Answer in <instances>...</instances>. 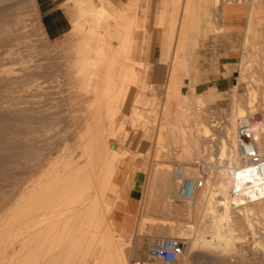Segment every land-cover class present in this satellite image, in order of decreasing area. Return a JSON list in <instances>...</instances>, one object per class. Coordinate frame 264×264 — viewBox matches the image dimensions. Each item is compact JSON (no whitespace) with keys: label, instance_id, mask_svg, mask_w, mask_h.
<instances>
[{"label":"rangeland","instance_id":"374dc122","mask_svg":"<svg viewBox=\"0 0 264 264\" xmlns=\"http://www.w3.org/2000/svg\"><path fill=\"white\" fill-rule=\"evenodd\" d=\"M110 1L124 9L128 0ZM182 1L134 0L122 24L137 16L132 43L139 64L131 63L129 73L105 71L96 87L80 78V66L91 64L77 47L92 37L74 26L80 19L75 0H0V264H117L119 254H125L124 264L148 262L144 236L175 238L192 222L204 228L201 208L176 212L170 192L181 181L175 179L178 165L195 177L199 161L212 165L214 176L229 167L220 159V140L232 102L244 106L253 93L255 115L263 117L264 0H191L207 2L210 20L188 35L193 66L177 76L170 37L175 5ZM46 5H59L68 18L69 30L60 37L45 31ZM231 12L244 14L237 59L203 66L217 59L214 40ZM173 82L181 83L193 105L189 111L205 120L207 134L176 109L175 100L183 98L171 97ZM191 89L202 95L204 107L194 103ZM196 136L201 150H194ZM129 196L136 198L134 215L128 225L116 224L114 211ZM253 221L264 227V216Z\"/></svg>","mask_w":264,"mask_h":264},{"label":"bare ground","instance_id":"6f19581e","mask_svg":"<svg viewBox=\"0 0 264 264\" xmlns=\"http://www.w3.org/2000/svg\"><path fill=\"white\" fill-rule=\"evenodd\" d=\"M195 1L198 3V0ZM75 2L79 7L80 19H75L73 21L74 26L77 27L80 32H84L85 35L92 37L89 40L83 39L77 47V52L81 54L80 57H82V61L91 64V66H80V78L89 80L93 85L95 83L97 87V81L107 75L105 72L107 70L110 71L108 74H111L114 70L122 71L123 74L126 72L129 73V71L132 70L130 65L131 63H134L131 61L132 30L135 26L136 18L134 16L132 20L131 15V20L127 19L128 22L124 24H122V22L125 20L129 11H131L134 0H128L125 2L124 9L118 8L117 5L110 0H101L100 5H96L93 0H75ZM182 2H184L182 5L179 3L175 5L176 15L173 16L175 24H177L176 20L180 17L178 34H175L179 40V44L174 50L172 49L171 57L175 62L173 66L174 68L171 69L176 71L173 73L174 71L171 70V72L176 75L179 71L180 73L178 72L177 76L186 73L187 71L186 62L182 53L186 36L188 33L199 28V20L207 22L210 20V13L208 7L205 5L207 2L199 4H194L191 0H186V3L185 1ZM228 10H231V8H228ZM197 11H199V13L201 11L202 14L198 15ZM109 20H112V22L110 21L111 23H109ZM250 20L252 21V17ZM248 28L246 27L247 30H249ZM173 31L170 41L173 40L174 43L175 38ZM172 73L171 76L173 78L174 76ZM243 75L244 74L241 75L242 80L245 77V75L244 77ZM177 76L175 77L177 78ZM180 87L181 83L179 82H173L170 86L171 97H174L175 95L177 97V95H179L183 98L181 100H175L177 101L176 109L183 114V118L192 117V126L195 131L198 132L201 130L207 134L209 128L206 124H203L205 120H202L203 122L200 121L195 112L189 111L192 104L185 98V95L181 93ZM94 88L95 87H93V89ZM95 90H97V88ZM192 94L195 96L193 99L194 103H196L198 107H204L205 102L202 95L196 94L194 91H192ZM232 99L235 100L234 96ZM254 100V94L248 93L244 106L238 104L236 101L232 102L235 105L233 104V109L231 110L226 125L223 128L224 138H221L220 140V159L222 160L226 158L229 167L227 169L219 168V175L214 176V173L212 174L211 172L212 165H209L210 168L206 177L203 179V186L191 199H180L176 197L177 190L170 192L169 202L174 203L173 206H176V212L179 211L180 213H183L181 211H186L187 213L191 208L196 209L199 207L201 208L202 213L205 214L203 215L204 218L200 216L202 218L200 223L204 224V228H201V225L199 226L198 224H195L196 222H192L194 223L192 226H187L188 228L185 227V229H179L177 232L178 235L176 234L177 236L174 234L175 239H178V237L181 239L182 237L190 241L189 250L182 257L184 260L182 264H192L188 261L187 254H191L190 258L195 264H246L248 260H253V264L256 262L257 264H264V227L261 226V228L257 226L260 229H256L257 227L253 221L256 216H264V167L259 166L258 163L251 160L242 159L236 146L239 124L241 122H247L252 131V140H254L256 151L260 159L264 161V114L263 117L262 115L261 117L260 115H255L256 109ZM181 102L185 105H182ZM201 109L204 110L203 108ZM175 128L177 127L175 126ZM178 129L179 131H184V128L181 126H178ZM173 131H175V129ZM187 139H185V142ZM206 141L208 140L206 139ZM190 142H192V139ZM193 143L195 145L194 150H196V147L197 149L201 148L197 136ZM198 145H200V148ZM186 170L188 171L189 168L185 169L183 166L178 165L175 179L182 180L184 178H198L197 176H189ZM176 188L178 189V187ZM51 200H54L53 197ZM177 201H180L183 204L176 205L175 203ZM249 239H252L251 243H249ZM246 244L249 245L247 247H249L251 253L244 248ZM133 250L134 249L132 248V253ZM207 255H209L210 258H207ZM250 255L252 257L249 259ZM124 256L125 254H119L118 260L116 259L117 264H124ZM147 260L148 262H143V264H154V260L150 254ZM247 264L249 263L247 262Z\"/></svg>","mask_w":264,"mask_h":264},{"label":"crops","instance_id":"0c3cea01","mask_svg":"<svg viewBox=\"0 0 264 264\" xmlns=\"http://www.w3.org/2000/svg\"><path fill=\"white\" fill-rule=\"evenodd\" d=\"M41 2L43 4L45 3V0H41ZM43 17H44L43 20L46 24L45 31L49 37H52V38L60 37L69 30L68 18L66 17L65 13L63 12V10L60 8L59 5H55L54 7H49L48 5H46L44 8ZM135 18L137 21L136 15H135ZM176 21H177V24L174 30L175 40L173 43L174 48H176L179 44V40L177 36H175V34L176 35L178 34L180 17ZM198 22L200 26L198 29H196V31H199L201 29L202 23H204L206 26H208L209 24V21L207 22L204 20H199ZM243 24H244V14L243 13L231 12L230 14L224 17V21H223L224 31L220 35L216 36L214 40V44H213L217 59L216 60L213 59L214 61L211 65L206 64L203 66H224V64H227L228 62H231L237 59L238 37L241 33ZM139 27H141L140 24H139ZM166 34H167V31L165 30L163 33L165 38L167 37ZM189 34L190 33H188V35ZM188 35L186 36V39L183 45V50H182V53H183V56L186 62L187 70L193 66L192 61H191L192 55H191L190 50L187 49V44H186L189 38ZM132 42H133V39H132ZM163 47L165 48L164 44H163ZM207 53L206 55L208 56V58H210V56L213 54V52H209V50L207 51ZM131 61L139 64L138 61L133 59V43H132ZM174 63H175L174 59L172 58L173 66H174ZM212 79L216 80V78H212ZM215 85L217 86L218 84L215 83ZM126 201H127L126 204H124L123 206H120V208H117L113 214L114 222L122 226L128 225V223L131 221L132 216L134 215L133 208L136 203V198L134 196H129Z\"/></svg>","mask_w":264,"mask_h":264},{"label":"built area","instance_id":"2783aa9c","mask_svg":"<svg viewBox=\"0 0 264 264\" xmlns=\"http://www.w3.org/2000/svg\"><path fill=\"white\" fill-rule=\"evenodd\" d=\"M252 131L247 122H241L237 130L236 146L242 159H248L264 167L256 151L254 140H252ZM199 172L198 178H184L180 181L176 197L180 199H191L197 191L203 186V179L210 168L209 163L197 162ZM148 243L149 253L154 261L164 264H174L182 258L189 250V242L185 239H175L169 237L144 236ZM130 264H143V261L133 260Z\"/></svg>","mask_w":264,"mask_h":264}]
</instances>
